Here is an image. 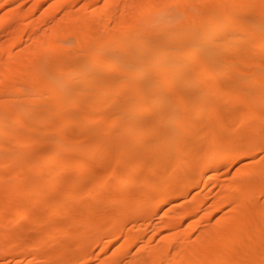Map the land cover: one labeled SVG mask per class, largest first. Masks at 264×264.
<instances>
[{
    "label": "bare ground",
    "instance_id": "6f19581e",
    "mask_svg": "<svg viewBox=\"0 0 264 264\" xmlns=\"http://www.w3.org/2000/svg\"><path fill=\"white\" fill-rule=\"evenodd\" d=\"M43 2L0 0V264H264V0Z\"/></svg>",
    "mask_w": 264,
    "mask_h": 264
},
{
    "label": "rangeland",
    "instance_id": "374dc122",
    "mask_svg": "<svg viewBox=\"0 0 264 264\" xmlns=\"http://www.w3.org/2000/svg\"><path fill=\"white\" fill-rule=\"evenodd\" d=\"M45 1V0H44ZM53 1H55V0H46V2L44 3H42L43 5H42V7H41V10H39V12H37V14H36V16H38V15H40L43 11H44V9L45 8H48V7H50L51 5L50 4H53ZM104 2V0H102V3ZM28 3V2H27ZM30 3V2H29ZM28 3V4H29ZM79 4H76L77 5V7H82L83 6V4H84V2H82V1H80V2H78ZM30 5V4H29ZM26 6H28L27 4H26ZM71 41H72V39L71 38H69L68 39V41L66 42V44L68 45V44H71ZM256 91V90H255ZM252 92H254V91H252ZM248 105L250 106V107H252V108H255V107H257V105H258V103L256 102V101H249V103H248ZM259 115H260V117H259V119L258 120H256V124H257V126H263L264 127V125H263V123L261 122V118L263 117V115H264V106L260 109V112H259ZM242 130H244V128L243 127H240V131H242ZM204 150L205 149H207L208 148V145H205V146H203L202 147ZM263 154H261V156H262ZM235 165H228L227 167H228V169H230L231 171H235V169L237 168V166L236 167H234ZM158 175H160V176H163V175H165V171H158ZM190 176H191V178H196L197 177V174L196 173H194V172H191L190 173ZM86 186L85 185H82L80 188H85ZM199 187V186H198ZM198 190H202L203 188H197ZM152 195V194H151ZM108 210L110 211V210H114V208L112 207V206H110L109 208H108ZM45 213V212H44ZM82 214L81 213H78L77 214V216H81ZM2 223H5L4 221H2Z\"/></svg>",
    "mask_w": 264,
    "mask_h": 264
}]
</instances>
